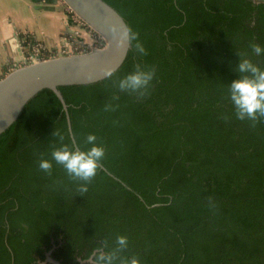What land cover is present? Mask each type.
<instances>
[{"label": "trees", "instance_id": "16d2710c", "mask_svg": "<svg viewBox=\"0 0 264 264\" xmlns=\"http://www.w3.org/2000/svg\"><path fill=\"white\" fill-rule=\"evenodd\" d=\"M105 1L128 24L125 61L60 90L79 148L95 134L118 179L52 160L74 145L61 101L40 91L0 135V264H40L54 245L62 264H264V116L238 119L228 90L241 58L264 68L251 49L264 0ZM137 70L148 85L122 89Z\"/></svg>", "mask_w": 264, "mask_h": 264}, {"label": "water", "instance_id": "95a60500", "mask_svg": "<svg viewBox=\"0 0 264 264\" xmlns=\"http://www.w3.org/2000/svg\"><path fill=\"white\" fill-rule=\"evenodd\" d=\"M86 25L101 38L102 44L82 53L58 54L44 60L27 62L18 47L11 70L0 77V135L20 116L26 104L43 89L52 90L61 101L74 148H79L74 136L68 104L61 86L91 84L101 81L121 67L131 48L130 30L123 16L105 0H62ZM128 33L123 37L124 32ZM75 33V32H74ZM100 168L115 177L100 162ZM56 246L48 250L40 264H62L52 256ZM84 262H97L93 254Z\"/></svg>", "mask_w": 264, "mask_h": 264}, {"label": "clouds", "instance_id": "9594fccd", "mask_svg": "<svg viewBox=\"0 0 264 264\" xmlns=\"http://www.w3.org/2000/svg\"><path fill=\"white\" fill-rule=\"evenodd\" d=\"M128 35L127 31L122 34L123 37ZM140 52L144 49L141 45H137ZM252 52L259 56L264 55V47L259 44L251 45ZM236 72L239 74L235 79L231 80L228 85L229 98L234 106L235 115L238 119L248 118L254 120L257 115L264 116V68L259 67L250 59L241 58L236 65ZM111 75V72L108 73ZM153 77V71L137 70L126 74L120 80L122 89L130 88L133 90L143 88L148 85ZM95 134H88L85 143L89 145L84 149L71 148L67 144H60L59 147L53 149L52 160L63 165L66 172L75 178L88 181L95 176L104 155V149L97 144ZM42 170H49L52 167V161L41 159L38 164ZM86 190V188L84 189ZM118 243L126 244V238L118 237ZM128 264H140L138 258L133 257Z\"/></svg>", "mask_w": 264, "mask_h": 264}, {"label": "crops", "instance_id": "0c3cea01", "mask_svg": "<svg viewBox=\"0 0 264 264\" xmlns=\"http://www.w3.org/2000/svg\"><path fill=\"white\" fill-rule=\"evenodd\" d=\"M76 27L58 0H0V77L17 63L18 47L26 56L38 44L56 51Z\"/></svg>", "mask_w": 264, "mask_h": 264}, {"label": "built area", "instance_id": "2783aa9c", "mask_svg": "<svg viewBox=\"0 0 264 264\" xmlns=\"http://www.w3.org/2000/svg\"><path fill=\"white\" fill-rule=\"evenodd\" d=\"M62 4L63 1H61ZM68 8V7H67ZM69 12L72 14L74 25L77 26L74 30L75 35L78 36L79 40H75V42H72V40L65 39L63 46L58 47L56 51L48 52L47 50H44V47L42 45H36L33 47V51L28 53V55H24V58L27 62H35L38 60H44L47 58H50L54 55L58 54H73V53H82L86 52L88 50H91L93 47H96L100 44H102V38L98 36L99 43L98 45H95V41H86L84 39V36H94L92 33V29L86 25L74 12H72L68 8ZM97 39V38H96Z\"/></svg>", "mask_w": 264, "mask_h": 264}, {"label": "rangeland", "instance_id": "374dc122", "mask_svg": "<svg viewBox=\"0 0 264 264\" xmlns=\"http://www.w3.org/2000/svg\"><path fill=\"white\" fill-rule=\"evenodd\" d=\"M60 3H61V1L62 0H58ZM64 5V4H63ZM66 9L68 10V8L66 7ZM68 13H69V15H70V17H71V19L73 20V18H72V14L69 12V10H68ZM76 28H78V27H76ZM93 31V30H92ZM93 34H94V36H91V37H89V36H84V39L86 40V41H95L96 43H95V45H98V44H100L99 43V39H98V34L95 32V31H93L92 32ZM97 38V39H96ZM79 40V38H78V36L77 35H74V37H73V41L72 42H75V40Z\"/></svg>", "mask_w": 264, "mask_h": 264}, {"label": "flooded vegetation", "instance_id": "af4514ba", "mask_svg": "<svg viewBox=\"0 0 264 264\" xmlns=\"http://www.w3.org/2000/svg\"><path fill=\"white\" fill-rule=\"evenodd\" d=\"M22 52H23V50H22ZM23 54H24V53H23ZM24 55H25V54H24ZM53 247H54V246H53ZM53 247H52V248H53ZM46 252H47V251H46ZM46 252H45V254H46ZM77 260L81 262V259H80L79 257L77 258ZM81 263H82V262H81Z\"/></svg>", "mask_w": 264, "mask_h": 264}]
</instances>
